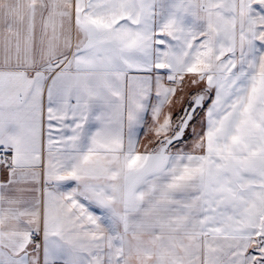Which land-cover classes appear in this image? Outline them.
Returning a JSON list of instances; mask_svg holds the SVG:
<instances>
[{
    "label": "snow or ice",
    "instance_id": "obj_1",
    "mask_svg": "<svg viewBox=\"0 0 264 264\" xmlns=\"http://www.w3.org/2000/svg\"><path fill=\"white\" fill-rule=\"evenodd\" d=\"M0 264H264V0H0Z\"/></svg>",
    "mask_w": 264,
    "mask_h": 264
}]
</instances>
